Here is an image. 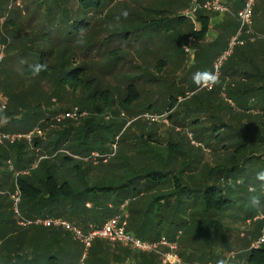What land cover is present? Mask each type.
<instances>
[{
  "label": "rangeland",
  "instance_id": "374dc122",
  "mask_svg": "<svg viewBox=\"0 0 264 264\" xmlns=\"http://www.w3.org/2000/svg\"><path fill=\"white\" fill-rule=\"evenodd\" d=\"M187 1L112 0L107 9L99 15H95V18L102 20V23H97L96 26L93 25V28L91 26L77 35L72 34L76 32L70 28L69 33L50 38L49 35L42 34L46 30L41 29L43 9L37 8L38 0H0V129L8 126L12 129L27 130L35 126V121L43 122L45 115L51 112L53 115L49 122H54L52 126H60L62 123L66 124V121L57 122L56 117L64 113L63 110L72 107L84 109L85 115L80 118L76 117L67 124L73 125V127L79 125L89 114L85 108L88 107L87 100L90 93L81 87L73 90L60 86L58 79L60 73H63L61 71H65L68 66H86L88 73H85L87 74L86 77L84 76L85 80L91 82L92 87L97 88L98 86L100 88L97 89L109 92L111 109L103 116L105 121L116 123L120 128L124 125L123 130L133 122L123 136L121 147L122 144L124 147H122L121 154L135 158L137 155L135 143H141L150 136L155 144L158 143L159 155L151 157L153 161L150 165L137 155L139 164L142 162L143 166L159 169L168 175L165 185L160 189L155 188L138 196L130 197L126 207L129 228L133 225L132 221L141 224L142 217H147L148 220L143 224L151 226L149 220L153 216L159 221L158 229L154 230V234L166 235L176 240L177 253H180L182 260L188 259L185 261L186 264L191 262L192 264H219V260H222L223 264H245L243 256L240 259L237 257L249 251L251 245L256 242V238L252 235L254 232L261 235L264 231L262 220H254L255 216L246 220L241 217L235 218L237 215L233 209L215 215L203 214L202 205H199L198 201L194 202L193 197L182 199L185 200V204H177L171 199L168 203L165 200L159 204L156 203L157 207L150 205L155 197L173 191L171 184L173 177L179 178L180 182L190 189L198 190L204 183L209 182L210 176L207 173L214 166L226 163L228 160L240 164L246 159L244 153L238 156L233 149H222V144L215 140V136H212L214 133L212 126L218 121L216 118L219 117V114L222 116L226 114L228 120L223 121L225 123L229 119L233 120V117L237 120L232 122L233 127H230L229 131L217 133L220 138L226 137L227 146L231 141L240 139L241 134L247 130H258L259 133L264 134V120L260 119L257 111L247 112L245 117L242 116L241 111L234 106V102L238 104L239 100L229 99L225 93L224 85L216 83L219 77L223 76L224 78L227 66L235 60L238 61L237 55L231 56L224 62L222 67L225 65V68L221 67L218 70V76L210 90L202 88L203 84L212 81L215 75L214 64L218 57L215 58L214 53L219 49H222L220 51L222 53L234 35L235 28L233 27L236 26V14L228 15L229 21L225 20V24L230 23L223 31H220L219 39L211 42V38H207L208 40L206 39L203 43H197L190 36L193 26L191 27L192 24L189 20L184 18L186 21L181 25L172 21L175 16H182L189 10L191 2ZM198 3L201 5L203 1L199 0ZM256 6L252 27L242 37V43L236 51L245 42L264 44V0H258ZM203 11L208 14L209 19L213 16V13L209 14L211 11L198 9L194 14L196 25H198L197 14ZM123 12L132 14L127 17L130 20L137 19L136 21L145 23L150 21L158 23L165 20L171 22L159 25L161 27H155L151 38L147 34L141 35L142 37H131L132 41H135L131 44L130 40L123 39L125 35L122 33L124 31H127V34L131 32L133 36L132 28L119 27L120 18L118 16ZM113 16L116 17L113 18ZM214 16L220 18L223 15L214 14ZM230 25H233L231 30ZM50 28H53L50 30L52 34L58 33L57 29H60L56 21L50 22ZM61 37L64 40H60ZM108 37L112 39L106 42ZM226 39L227 42L218 48L221 41H226ZM115 48L119 50V54L117 56L109 54ZM41 53L46 55L44 56L45 60L55 71L49 73L45 79L26 76L24 65L31 68L37 65ZM113 59L116 61L111 62ZM197 74H200L201 83L194 82V75ZM227 79L228 76L225 77V80ZM131 83L136 85L139 98L131 104H122L121 101L126 94L125 88ZM191 92L195 93L194 99L191 97L193 94ZM183 96L186 97L183 98ZM172 97L176 99L172 102L176 105L169 111L166 108L171 105L170 98ZM145 114L162 116V119L159 122L149 123L143 117ZM193 121L195 123H192ZM35 129L40 131L39 128ZM41 159L39 158L38 161ZM98 160L89 161L98 163ZM239 166L245 169L249 168L245 162ZM9 168H11L10 163ZM138 168L140 169V167ZM250 168L238 174V177H241L239 180L230 179L227 186L233 187L236 192L245 196L242 190H246L249 185L244 182L248 177L246 173L251 171L254 173L258 170L256 166H250ZM101 169L98 166L97 170H92L89 173L90 184H100L98 170ZM117 178L119 176L114 179ZM241 179H243V183L240 182ZM106 182H111V180L108 179ZM217 184L224 185L225 183L222 180H217ZM246 191L248 194L252 189ZM8 192H3L2 196L7 198L9 196L10 200L8 198V201L10 202L11 196L15 193V187L12 192ZM158 205L162 206L161 209ZM11 210L13 212L12 206ZM133 214L138 217L133 218ZM210 218L219 222L223 232L213 229L214 224L208 223ZM12 219L15 220V224L9 226L8 234H1L0 246L7 245L9 247L11 242L15 243L13 244L15 250L22 254H28L34 264H46L43 259V250L46 244L51 245L49 250H58L65 258L67 256L74 257L77 261L75 264H87V256L91 257L92 255L95 256L94 264H118L116 259L120 255V251L117 246L105 243L106 241L95 240L85 254L83 245L74 241L71 236L59 231L60 233L55 238H52L51 233H45L41 240L35 241L34 238L39 235V231L28 228L30 226H19L14 213ZM196 222L201 223V226L195 227L193 223ZM259 224L260 229H257ZM208 225L211 226L209 227L211 230L206 232L207 230H203V228ZM57 237L60 239L54 243L58 239ZM224 240L231 242V249H224L227 252L215 255L213 248H217L218 252ZM98 241L104 244H99L98 248L94 247V251H91L93 245ZM138 254L155 256L157 259L155 264H159L155 254ZM84 255L86 256L84 257ZM220 257L222 258L220 259ZM152 263L154 264V261Z\"/></svg>",
  "mask_w": 264,
  "mask_h": 264
},
{
  "label": "trees",
  "instance_id": "16d2710c",
  "mask_svg": "<svg viewBox=\"0 0 264 264\" xmlns=\"http://www.w3.org/2000/svg\"><path fill=\"white\" fill-rule=\"evenodd\" d=\"M38 1L37 8L40 10L43 9L41 29L46 30L42 34L49 35L50 38H53L59 34L60 36L63 33L67 34L71 30L76 32L72 34L77 35L91 26L93 28L97 23H102V20L95 18V15H99L107 9L112 0ZM256 8L257 6L255 7L254 14ZM123 13L120 16L117 15L120 18L118 21L120 24L119 27L132 28V32H134L133 36L131 32L128 33L130 34L129 36H127V31L122 33L125 35L123 39L125 41L130 40L131 44L135 42L132 41L131 37L135 38V36L138 37L147 34L151 38L155 27H161L159 25H166L171 22L170 20H165L163 22L159 21L158 23L153 21L145 23L144 21H136L137 19L130 20L127 17L132 14L126 12L127 16L125 17ZM254 14L253 20L255 17ZM115 17L113 16V18ZM105 20L108 19L105 18ZM51 21H56L58 28H60L57 29L58 33H51L50 30L53 29L50 28ZM172 21L181 25L186 20L183 16L177 15ZM197 22L198 28L197 30L191 28L190 36L197 43H203L209 31L208 14H205L204 11L199 12L197 14ZM231 27L233 25H230V30L232 29ZM233 28H235V33L237 30V22ZM111 39L108 37L106 42L111 41ZM60 40L64 39L61 37ZM236 49L237 47L231 56L237 55L238 61L235 60L231 65L227 66L224 71V78L223 76L219 77L216 83L221 86L224 85L225 93L229 99L236 98L239 100L238 104L234 102V106L241 111L242 116L245 117L247 112L257 111L260 119L264 120V44L245 42L239 50L236 51ZM118 51L115 48L109 54L117 56L119 54ZM44 56L46 55L41 53L39 62H37V64L46 65L44 70L40 71L38 75H33V67L24 65V74L29 77H36L37 79H45L49 73L54 72L55 69L48 65ZM116 59L111 60V62H115ZM224 68L225 65L222 69ZM61 72L63 73H60L58 79L60 86L73 90L81 87L90 93L87 100L88 107L85 108V111L87 110L89 114L76 127L67 124V122H71L70 120H66V124L62 123L60 126H52L54 122H49L50 117L53 115V112H51L45 115L43 122L35 121V126L30 127V129L17 130V128L12 129V127L8 126L0 129L1 132L6 133L25 134L33 131L35 128H39L41 133L40 135H34L30 144L25 140H18L12 145H0V236L2 233L8 234L9 226L11 227L13 223L15 224V220L12 219V202L8 201L9 196L8 198L2 196L3 192H12L15 186L18 187L20 192V214L25 219L60 218L85 232L92 227H100L107 219L117 214L120 206L125 201L129 203L130 197L138 196L145 191H150L155 188L160 189L165 185V181L167 180L168 175L159 169L147 168V166L142 165V162L139 164L137 155L148 165L152 163L153 160L151 157L153 155H159L160 149L158 143L155 144V141H152L150 136L146 137L141 143H135L137 146V150H135L137 155H135V158L121 154V151H123L122 147H124L123 144L121 147L123 136L133 122L129 125L130 127L128 126L123 130L124 125L120 128L116 123L105 121L103 116L111 109L109 92L108 90L97 89L100 88L98 86L97 88L92 87V83L85 80L84 76L86 77L87 75L85 73H88L86 66H68L65 71ZM226 76H228L227 80H225ZM125 91L126 94L121 101L122 104H131L139 98V93L134 83L127 85ZM191 93H193L191 97L194 99L195 93ZM185 97L183 96V98ZM175 100L173 97L170 98L171 105L167 106V110L171 111L175 107L176 104L172 103ZM73 108L75 107L63 110L62 112H68ZM81 109L79 111L84 112V109ZM222 113L224 114V111ZM216 119L218 121L212 126V132H214L212 136H215V140L222 144V149H233L234 153L238 154V156L241 153L246 154V159L240 162V164L245 162L249 165V168L246 169H251L250 166L258 167L256 172L253 173L251 171L248 174L246 173L248 177L245 176L244 182L249 184L247 189H252L251 192H255L261 198V203L257 206H251L249 203V195L251 192L247 194V189H243L242 191H244L245 196H242V193L236 192L233 187L227 186L230 179L239 180L241 177L239 178L238 174L246 171L237 162L228 160L226 163L218 164L211 168L207 173L210 176L209 182L204 183L198 190L190 189L188 186L183 185L179 178L173 177L171 182L173 191L155 197L150 205L157 207L156 203L159 204L163 200L168 203L171 199L177 204H185V200L182 199H186L185 197H193L194 202L198 201L199 205H202L203 214L215 215L216 213L233 209V212L238 216H235V218L241 217L243 220H246L253 218L259 212L264 213V189L259 187V182L255 179V174L258 171L264 170V134L259 133L258 130H247L241 134L240 139L231 141L229 146H227L225 143L226 137L220 138V135L217 133L219 131H229V128L233 127L232 122L237 120L233 117V120L229 119L227 123L223 122L228 120L226 114L223 116L219 114V117ZM192 123H195V121ZM113 145H115V150H113ZM94 152L106 156L105 162L104 159H99L98 163L84 160ZM39 158L42 159L38 161ZM8 162L11 164L12 170L9 168ZM97 164L102 168L98 170L100 184L93 185V183H89V173L92 170L98 169ZM118 176L119 178L114 179ZM108 179L111 182H106ZM217 180H222L225 184H217ZM8 194L10 193L8 192ZM86 204H90L91 207L87 208ZM109 205L112 208H109ZM158 207L161 209L162 206L158 205ZM156 214L158 215V212ZM134 217L138 216H134L133 214ZM151 218L149 220L151 226L148 224L144 225L143 223L148 222V220L147 217H142L143 222L141 224L131 220L133 225L130 228L127 225L126 230L141 240H157L162 236L160 234H154V230L158 229L159 221L153 216ZM208 223L214 224L213 229L223 232V229H221L222 226L218 224L219 222L217 220H211L210 218ZM193 225L199 227L201 223L196 222ZM209 227L211 226H205L203 230L205 229L208 232L211 230ZM28 228L39 231V235L34 238L35 241L41 240L45 233H51L52 238H55L60 232L70 236L59 229H45L38 226H30ZM257 229H260V224ZM252 235L256 239L259 237L258 232H254ZM166 237L173 240L169 236ZM57 238L54 243H57L60 239L59 237ZM13 244L15 243L11 242L9 247L7 245L0 246V264H34L32 258L28 257V254H22L20 251H16ZM99 244L104 243L101 241L96 242L91 248V251H94V247L98 248L100 246ZM108 244L117 246L120 251V255L116 259L118 264H153L152 261L155 264L157 262L155 256H142L130 251V248L121 244ZM230 247L231 242H225L224 240L218 252L217 248H213V253L215 255H221L219 254L220 252L225 253L227 251L224 249H231ZM49 248H51V245L46 244L43 250V259L46 264H75L77 262L74 257L67 256L65 258L61 255L60 251L49 250ZM179 256L182 258L180 253ZM242 256L245 264H264V243L258 250H249L243 255H238L237 258L240 259ZM86 259L87 264H94L95 256H87ZM186 260H183L185 264ZM219 261L221 262L222 260ZM188 264H192V262Z\"/></svg>",
  "mask_w": 264,
  "mask_h": 264
},
{
  "label": "built area",
  "instance_id": "2783aa9c",
  "mask_svg": "<svg viewBox=\"0 0 264 264\" xmlns=\"http://www.w3.org/2000/svg\"><path fill=\"white\" fill-rule=\"evenodd\" d=\"M199 0H190L191 7L189 10L182 14L184 18L189 20L193 26V30H197V25L195 21V12L202 8L206 11H211L218 15H224L228 8L222 2V0H204L201 5L198 3ZM258 0H244L241 8L236 14L237 30L234 35L228 41L225 50L218 56L214 64V78L209 83H204L203 89H211L212 83L217 78V72L222 67L224 62L231 57L236 47H238L242 41V37L245 36L252 27L253 14ZM84 112H80L78 108H73L68 112H64L56 117V121H66L74 120L76 117L84 116ZM144 119L150 123L159 122L162 116L145 114ZM40 135V131L34 129L28 133H6L0 131V145L9 144L12 145L18 140H25L27 143H31L34 135ZM113 150H115V145H113ZM111 156V155H110ZM105 159L106 157L100 155L97 152L91 153L88 158L84 160ZM9 164V162H8ZM12 170V168H11ZM12 209L14 216L16 218L17 224L22 227L28 226H38L45 229H59L64 233L69 234L74 241L81 243L84 248L85 254L88 249L92 246L95 240L106 241L111 244H121L130 248L131 251L140 254H155L158 257L159 264H185L182 258L177 253V241L170 240L165 236L159 237V239L154 241H146L136 238L133 234L126 230L128 216L126 214L127 201H125L119 208L117 214L113 217L107 219L100 227H92L87 231L83 232L78 227L69 223L68 221L60 218H37L33 220L25 219L19 212L18 206L20 203V192L17 186H15V193L11 196ZM87 208L91 206L86 204ZM112 208L111 205L108 206ZM262 220L264 222V213H258L254 217V220ZM264 243V231L256 239V242L251 245L250 250H258ZM86 255H84L85 257Z\"/></svg>",
  "mask_w": 264,
  "mask_h": 264
},
{
  "label": "crops",
  "instance_id": "0c3cea01",
  "mask_svg": "<svg viewBox=\"0 0 264 264\" xmlns=\"http://www.w3.org/2000/svg\"><path fill=\"white\" fill-rule=\"evenodd\" d=\"M200 1H203V0H200ZM242 1H244V0H222V2L227 6L228 11L223 16H220V18L215 17L214 16L215 13L212 12L213 16H211L209 19V31L207 34V38L212 39V40L210 39L211 42H213L215 39L216 40L219 39L220 31H223V29L226 28V26H228L230 23V22H228L227 24H225V20L229 21L228 15L233 16V15L237 14L238 10L242 6V3H243ZM212 13H209V14H212ZM215 15H218V14H215ZM225 42H227V39H226V41L225 40L221 41V45L218 48H221L223 46V44H225ZM221 50L219 49L216 53H214V56H216L215 58L218 57L217 55H219L221 53L220 52ZM152 215H154V214H152ZM127 225H128V223H127ZM151 231H153V230H151ZM148 234H149V232H148Z\"/></svg>",
  "mask_w": 264,
  "mask_h": 264
},
{
  "label": "clouds",
  "instance_id": "9594fccd",
  "mask_svg": "<svg viewBox=\"0 0 264 264\" xmlns=\"http://www.w3.org/2000/svg\"><path fill=\"white\" fill-rule=\"evenodd\" d=\"M123 15L126 17L127 13L124 12ZM46 68V65L43 64H37L33 66V75H38L40 71L44 70ZM211 76V74H209ZM214 78V77H213ZM194 82L201 83L200 80V74L194 75ZM255 179L257 182H259V187L261 189H264V170L258 171L255 174ZM243 183V179L240 181ZM249 203L251 206H257L261 203V198L255 194V192H251L249 195ZM219 264H223V261L219 262Z\"/></svg>",
  "mask_w": 264,
  "mask_h": 264
}]
</instances>
